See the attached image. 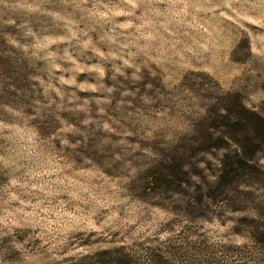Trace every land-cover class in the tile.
<instances>
[{"label": "rangeland", "instance_id": "374dc122", "mask_svg": "<svg viewBox=\"0 0 264 264\" xmlns=\"http://www.w3.org/2000/svg\"><path fill=\"white\" fill-rule=\"evenodd\" d=\"M238 99L264 0H0V264H264V138L213 193L195 137Z\"/></svg>", "mask_w": 264, "mask_h": 264}, {"label": "trees", "instance_id": "16d2710c", "mask_svg": "<svg viewBox=\"0 0 264 264\" xmlns=\"http://www.w3.org/2000/svg\"><path fill=\"white\" fill-rule=\"evenodd\" d=\"M224 102L226 103L223 108L229 112L232 119L229 117L224 120L225 123L207 126L206 130H201L195 135L203 149L223 148L231 144L236 148L234 154L227 152L223 155L213 193L223 192L236 186L239 182L236 174L238 165L251 160V151H255L260 144L255 140L264 138V118L258 112L249 109L239 99L238 104L229 103L228 100ZM229 104L232 106L231 109ZM243 130L246 132L243 133ZM255 223L257 231L254 236L264 247V210L261 211V218Z\"/></svg>", "mask_w": 264, "mask_h": 264}]
</instances>
